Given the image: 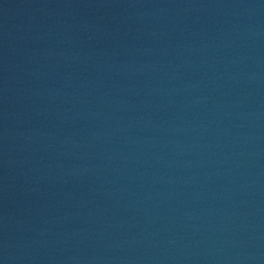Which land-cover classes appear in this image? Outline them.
<instances>
[{"label": "water", "instance_id": "water-1", "mask_svg": "<svg viewBox=\"0 0 264 264\" xmlns=\"http://www.w3.org/2000/svg\"><path fill=\"white\" fill-rule=\"evenodd\" d=\"M0 264H264V0H0Z\"/></svg>", "mask_w": 264, "mask_h": 264}]
</instances>
